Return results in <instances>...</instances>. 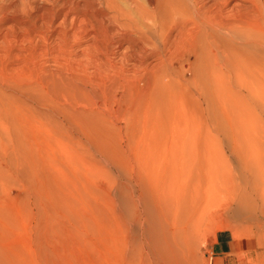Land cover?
<instances>
[{
  "label": "bare ground",
  "instance_id": "1",
  "mask_svg": "<svg viewBox=\"0 0 264 264\" xmlns=\"http://www.w3.org/2000/svg\"><path fill=\"white\" fill-rule=\"evenodd\" d=\"M34 2L0 5V25L10 23L0 27V134L16 173L3 177L19 179L28 219H35L26 240L0 244V264H193L196 239L221 206L264 231V0ZM65 5L78 26L67 27ZM8 15L24 18L16 24ZM58 19L52 47L46 31ZM8 30L21 33L10 39ZM83 35L90 43L75 49ZM49 54L63 65L40 63ZM127 64L134 78L126 77ZM22 66L34 75L24 78ZM11 77L19 82L15 98L3 87ZM85 78L101 81L103 103L97 89H85ZM112 99L124 125L110 116L115 108L104 107ZM52 149L65 160L48 159ZM65 165L93 178L107 174L105 188L91 182L89 191L103 204L83 200L85 170L78 168L83 180L76 185L78 173ZM58 176L69 184L58 187ZM59 214L71 219L70 245L61 248ZM69 248L92 259L77 249L71 256Z\"/></svg>",
  "mask_w": 264,
  "mask_h": 264
},
{
  "label": "rangeland",
  "instance_id": "2",
  "mask_svg": "<svg viewBox=\"0 0 264 264\" xmlns=\"http://www.w3.org/2000/svg\"><path fill=\"white\" fill-rule=\"evenodd\" d=\"M19 0H0V5H3V6H6V7H9L8 5L9 4H16L17 2H18ZM35 2V4L38 6V8H41V7H49L45 2H44V0H34ZM43 1V2H42ZM54 1H57V0H54ZM76 1H78V0H76ZM38 2V3H37ZM49 2H52V1H49ZM5 3V4H4ZM18 4V3H17ZM62 9V12H67L68 13V18L66 19L67 21H66V25H67V27L70 29V28H72V27H76V26H78L79 25V22L77 21V20H74L73 18H75V16L77 15V14H75V13H73V12H71V11H69L70 10V7H69V5H65L63 8H61ZM64 10V11H63ZM20 11H18V13H19ZM73 13V14H72ZM70 14H72V15H70ZM21 19V18H24V16H21V15H13V16H11V15H8V21H10L11 23L12 22H14V23H16L17 21V19ZM16 19V20H15ZM71 19V20H70ZM62 19H58L57 21H55V23L53 24V26L51 25L50 26V28H48L47 30L48 31H46V34L48 35V36H50L49 37V39H48V45H50V46H52L53 47V45H55V44H53V42H54V37H55V35L60 31V29H61V27H60V25H61V21ZM7 21V20H6ZM70 21H72V23L70 22ZM75 22V23H74ZM8 22H6V23H3V24H1L2 26H7V25H9L10 23H8ZM17 24V23H16ZM70 24V25H69ZM1 25H0V27H1ZM56 27H55V26ZM72 25H74V26H72ZM84 25H86L85 23H84ZM72 26V27H71ZM89 26H90V22H88V25H87V28L89 29ZM55 27V28H54ZM54 29V30H53ZM0 32H1V30H0ZM8 32H9V37H10V39H11V37H12V39H13V37L16 35V36H18V35H20V31H18V32H15V33H10V32H13V31H11V30H8ZM0 34H2V32L0 33ZM52 34H53V36L54 37H52ZM12 35V36H11ZM89 38V39H88ZM85 39V41H83ZM51 41V42H50ZM90 41H91V38H90V35H83L82 36V39H81V41H80V43L78 44V45H75L74 47H75V49H81V48H83V47H85L86 46V44H88V43H90ZM53 44V45H52ZM0 46H1V44H0ZM51 47V48H52ZM126 47V46H125ZM122 49H124V48H122ZM125 50V49H124ZM52 51V50H51ZM120 52V51H119ZM119 52H117V56H113V60H114V62L116 63L115 64V66L116 67H119L120 66V57H121V52L119 53ZM51 56V57H50ZM46 57H49L48 59L46 58ZM40 58V59H39ZM38 59H39V61H40V63H42L43 65H46L47 66V64L50 66V68H55V63H60L61 65H63L62 64V62L64 61H62V59L61 58H59V59H57L56 61H53V58H54V56L53 55H48V56H44V55H42V56H40ZM42 58V59H41ZM44 60H46V61H44ZM117 60V61H116ZM43 61V62H42ZM150 62H149V64H150V67H154V68H156L157 69V61L155 60V59H150L149 60ZM152 61V62H151ZM46 62V63H45ZM154 62V63H153ZM48 66V67H49ZM54 66V67H53ZM22 69V70H21ZM28 69V70H27ZM31 69V70H30ZM18 71H19V74L20 73H22V75L24 74V78H25V76H26V78H28L29 76H32V75H34V70H33V68L32 67H29V66H22L21 68H19L18 69ZM135 71V68L131 65V64H127V65H125V74H126V77L127 78H134L135 76H136V72H134ZM31 73V74H30ZM80 73V72H79ZM89 73V72H88ZM27 74V75H26ZM142 74H143V71H142ZM109 75L110 76H112V74L111 73H109ZM133 75H135V76H133ZM10 76V75H9ZM187 76H188V74H187ZM11 79V81H9L8 82V84L6 83H4L5 85H3V87H4V91L6 92L5 94L8 96V95H10L9 96V98H15V97H17V96H19L18 94H16L15 92H14V90H15V83L16 84H18L19 82L17 81H14V80H12V77L10 78ZM19 80V79H18ZM103 80V79H102ZM136 80V81H135ZM135 80H131V81H135V83L137 84H140L138 81L140 80V79H135ZM86 81V82H85ZM92 81V82H91ZM91 81L90 80H87L86 78H85V80L82 82L83 83V85H84V83H88V82H90V83H88V84H91V85H93L92 83H95L93 86H95L96 88H94L93 86H91V85H88L87 86V84H86V88L85 89H87V91H92L93 90V92L95 91H97V92H100L99 93V95H98V99L100 100V98H101V95H102V92L104 91V92H106L105 90H103V88H104V86H102V83H101V81L100 80H93V79H91ZM125 82V86L127 87L129 84H132V82ZM13 82V83H12ZM80 82V86H82L83 88H84V86L82 85V83ZM97 82V83H96ZM107 83V82H106ZM97 84V85H96ZM99 84H100V86H99ZM107 84H109V83H107ZM134 84V83H133ZM14 85V86H13ZM9 86H12V87H9ZM101 87V88H100ZM13 88V89H12ZM92 88V89H91ZM97 89V90H96ZM101 89V90H100ZM113 89V88H112ZM103 90V91H102ZM89 91V92H90ZM108 91V90H107ZM113 91H114V89H113ZM8 92V93H7ZM10 92V93H9ZM93 92H90L91 93V95H93L94 93ZM119 92V93H118ZM117 92V97H119L120 95H121V92L120 91H118ZM90 93H87V96H85V97H89L90 95ZM13 95V96H12ZM89 95V96H88ZM90 97H92V96H90ZM96 100L97 102L99 101V100ZM101 102H102V100H100ZM99 101V102H100ZM100 102V103H101ZM103 103V102H102ZM101 103V104H102ZM81 105H83V104H81ZM100 105V104H99ZM103 106V105H102ZM104 107H106V109H107V107H110L111 108V110H112V112H113V110H114V108L116 109L115 111H117V107H118V105L116 104V102L114 101V99H112V101H111V104H108L107 103V106H104ZM110 108H109V110L108 111H110L111 112V110H110ZM109 112V113H110ZM120 111H117V112H115V113H111L110 114V116L112 117V118H114V119H117L116 121H121V120H123V119H121L122 117V114L121 113H119ZM117 113V114H116ZM106 114H107V112H106ZM105 114V115H106ZM113 114H114V117H113ZM116 115L118 116V117H116ZM119 118H120V120H119ZM121 125H124V122L123 121H121ZM81 138V137H80ZM84 138V137H83ZM5 141V142H4ZM6 143H8L6 140H5V138H4V136L2 135V134H0V178L2 179V180H0V212H1V216L3 215V214H6V213H8V211H9V213L8 214H6V215H3L4 217H8V219H10V220H3V216H2V218L0 217V241L2 240H4L3 242L1 241L0 242V244L1 243H3L4 245H8V246H10V245H12L13 243H15V240L17 241V243H21V241H23L22 239L24 238V240H26L27 239V234L25 233V231L27 230V229H29V228H31V227H33V225L35 224V219L33 218V217H29V219H28V216H29V214H28V210H26L25 208H27V202L25 203L24 202V200L26 199L27 200V196H24V194H25V192L23 191V187L20 185V181H19V179H15V181H17L18 183H16V184H14L13 182L14 181H12L11 180V182L13 183H11V182H9V181H7L6 179L4 180V177H3V175H10L11 177H15L16 175V173H15V170H12V163L10 162L11 161V159H9L8 160V157L9 158H11L12 157V153H10L11 151H6L7 149V145H6ZM75 145V144H74ZM161 148H163V146H161ZM2 150V151H1ZM57 151H55V150H53L52 149V151H55V152H52L53 154V156L50 154V156L48 157V159H52L53 161H58L59 162V160H63L64 159V157L65 156H63L64 154H61V153H63V152H61V151H59L60 153H58V149H56ZM161 150V149H160ZM2 152V153H1ZM51 153V152H50ZM58 153V156H59V158H56L57 156H54V155H56ZM2 154V155H1ZM93 154H94V156L96 157V158H98V159H101V156L97 153V152H95V151H93ZM4 155V156H3ZM3 156V157H2ZM5 156H6V158H5ZM61 156V157H60ZM54 157V158H53ZM63 157V159H61ZM57 159V160H56ZM4 160H5V162H4ZM65 160V159H64ZM51 162L52 164L54 163V162ZM7 162V163H6ZM7 165V166H6ZM116 165H117V163L115 162V160H114V166H113V168L112 167H110L109 166V169H111V176L112 177H116V179H115V181H114V183L116 182V180H117V177H118V175L116 174V173H118V169H117V167H116ZM66 167H68V165H65ZM65 166H64V169H65ZM72 167H68L69 169H65V170H69V172L70 171H72V172H70L71 174H73L74 172H76V173H78L77 171H79L80 169H82L84 172H82V170H81V172H82V174H83V176H82V174L80 173V171H79V173H80V175L82 176V178L86 175V177H87V179H86V177H84L83 179H81V176H79V173L78 174H73V177L74 176H76V175H78L77 177H74V178H76V179H74L73 177H72V175H71V177H70V179H69V176H70V173L68 174V172H64L66 175L68 174V177L64 174V175H62L64 178H65V176H66V178L65 179H67L68 178V180L69 181H71L72 179L71 178H73L74 180L73 181H71L72 183L73 182H75L76 183V185H78V182H76L78 179L77 178H80L78 181L79 182H82V180H83V182L85 181H87L88 180V182H86L87 184H80V186H79V188H81V187H84V188H86L85 190L87 191H83V192H85V193H87V194H85L87 197H85V198H83V200L84 201H86V202H91L92 200L93 201H96L97 203H101V201H102V199L99 201V198H98V196H97V194L95 195V193H93L96 197H94V198H96L95 200L92 198V196H89V195H91V193H89V191H90V188H92L93 186H92V183L94 184V183H96V185H98V186H96V185H94V186H96L95 188H97V190L99 189V188H101V186H102V188H105L107 185H108V183H107V181H106V179H105V175H107V174H105V173H103V174H101L100 176L101 177H99L98 175L97 176H94V178L92 177V176H90L89 175V173H87L86 174V172H87V170H86V168H80L81 166H74V165H71ZM83 167V166H82ZM3 168V169H2ZM63 168V167H62ZM77 168V169H76ZM78 168H80V169H78ZM3 170V171H2ZM6 170V171H5ZM4 171H5V174H2V173H4ZM52 171H54V170H52ZM2 172V173H1ZM119 174V173H118ZM59 177V178H58ZM57 178H58V180L57 179H55V180H57V184L59 183L58 181H60L61 180V176H58ZM91 177V178H90ZM99 177V178H98ZM64 178H62L64 181H68V180H65ZM89 178V179H88ZM96 178V179H95ZM86 179V180H85ZM62 181V180H61ZM60 181V182H61ZM64 181H62V183L64 182ZM90 181V182H89ZM53 182H56V181H54L53 180ZM65 182V183H66ZM92 182V183H91ZM65 183H63V184H61V185H64ZM68 184H69V182H67ZM89 183V184H88ZM17 184H19V185H17ZM53 184H55V183H53ZM52 184V185H53ZM67 184V185H68ZM71 184V183H70ZM18 186V187H16V186ZM59 186L58 187H60V183L58 184ZM85 185H89L88 187L86 186L85 187ZM92 187H91V186ZM55 186H56V184H55ZM57 187V186H56ZM55 187V188H56ZM21 190H20V189ZM61 188H62V186H61ZM84 188H81V190L82 189H84ZM88 188V189H87ZM94 188V187H93ZM93 188L91 189L92 191H93ZM94 188V189H95ZM20 190V191H19ZM92 191H90V192H92ZM95 192H96V190H94ZM24 192V193H23ZM23 193V194H22ZM97 193V192H96ZM92 194V195H93ZM26 195V194H25ZM75 195V197H76V194H74ZM23 196V197H22ZM88 196H89V198H91L90 200H87V198H88ZM26 197V198H25ZM25 198V199H24ZM88 198V199H89ZM98 198V199H97ZM15 199V200H14ZM73 199L75 200L76 198H74L73 197ZM98 200V201H97ZM92 201V202H93ZM15 203H16V205H15ZM21 203V204H20ZM101 204H103V202L101 203ZM81 205V204H80ZM83 206V205H82ZM222 207V209H220ZM221 207H218L216 210H217V212L213 215V218H212V220L210 221V222H208L204 227H203V229L201 230V232L199 233V234H201V235H199L198 237H197V239H196V242H195V245H194V247H193V255H192V262H193V264H210V261H209V258H208V254H209V251H210V245H211V243L215 240V238H216V235H217V233H220V232H224L225 234H227L228 236H230L231 238H232V240L236 243V246L238 247V248H240L241 250H243L244 251V253H241L240 254V256H239V264H264V231H260L258 228H257V226L253 223V221L251 220V221H240L238 218H236L235 216H230L227 212H225L224 211V207L223 206H221ZM84 208H87V207H84ZM219 209V210H218ZM4 210H5V212H4ZM13 211V212H12ZM27 213V214H26ZM8 215H10V216H13V217H9ZM88 215L90 216V214H89V212H88ZM15 217V218H14ZM61 217V218H60ZM12 219H14V220H12ZM15 219H17V221L15 220ZM34 219V220H33ZM59 219V220H58ZM65 219V220H64ZM28 220H31V222L30 221H28ZM12 221H13V224H12ZM61 221V222H60ZM70 221H71V219H67V217L66 218H64L63 216H61L60 214H59V216H58V218L56 219V227H57V230L59 229V237H58V240L61 242H59L58 241V248H61L60 246L62 245V246H66V243H69V244H67V245H70V241H68L69 240V238H71L70 237V235L68 234L69 232H66V230L68 231V225L70 226ZM30 222V223H29ZM60 222V223H59ZM15 223V224H14ZM27 223H29V227H28V225H27ZM34 223V224H33ZM62 223V224H61ZM8 224V225H7ZM33 224V225H32ZM67 226H66V225ZM3 225V226H2ZM6 225V226H5ZM14 225V226H13ZM62 225V226H61ZM61 226V227H60ZM91 226H93L92 227V229H97L96 228V226L94 225V223L91 225ZM98 226V225H97ZM3 227V228H2ZM10 227H11V229H10ZM19 229H18V228ZM27 227V228H26ZM63 227V228H62ZM66 227H67V229H66ZM99 227V226H98ZM13 228V229H12ZM3 229V230H2ZM64 229V230H63ZM7 230V231H6ZM10 230H11V232H10ZM17 230V231H16ZM4 231V232H3ZM21 232V233H20ZM62 232H64V233H62ZM66 232V233H65ZM12 233V234H11ZM8 234V236H6ZM26 234V235H25ZM62 234H64V235H62ZM9 235H13L12 237H10ZM65 236V238H62V236ZM5 236H6V239H4L5 238ZM9 237V238H8ZM26 237V238H25ZM8 238V239H7ZM12 238V239H11ZM19 238V239H18ZM15 239V240H14ZM64 239V240H63ZM72 239V238H71ZM61 240H63V242L61 241ZM66 240H67V242H66ZM6 241V242H5ZM7 241H11L10 243L9 242H7ZM13 242V243H12ZM64 242H66V243H64ZM6 243V244H5ZM67 248V247H66ZM78 250V253H79V255L81 256V253H82V255L83 256H85V260H87L89 257L84 253V250L82 249V248H75L74 250H72V249H68V252L67 253H70L71 251L70 250H72V254H71V256H75V255H77L78 256V253H76L77 252V250ZM81 250V251H80ZM75 253V254H74ZM77 256H75V257H77ZM87 258V259H86ZM91 259H92V257H90ZM88 259V261L89 260H91V259ZM97 258H99L98 257V255H97ZM87 261V262H88ZM90 262H93V259L91 260V261H89L88 262V264H91ZM95 264V263H94Z\"/></svg>",
  "mask_w": 264,
  "mask_h": 264
},
{
  "label": "crops",
  "instance_id": "3",
  "mask_svg": "<svg viewBox=\"0 0 264 264\" xmlns=\"http://www.w3.org/2000/svg\"><path fill=\"white\" fill-rule=\"evenodd\" d=\"M244 253L236 246L230 236L224 232L217 233L210 245L208 258L210 264H239V256Z\"/></svg>",
  "mask_w": 264,
  "mask_h": 264
}]
</instances>
